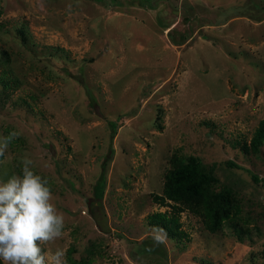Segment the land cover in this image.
<instances>
[{"label": "rangeland", "instance_id": "rangeland-1", "mask_svg": "<svg viewBox=\"0 0 264 264\" xmlns=\"http://www.w3.org/2000/svg\"><path fill=\"white\" fill-rule=\"evenodd\" d=\"M263 118L264 0H0V179L33 160L65 217L40 247L66 264H264ZM187 156L230 220L176 211L183 235L156 245L145 216L174 212L157 197Z\"/></svg>", "mask_w": 264, "mask_h": 264}, {"label": "clouds", "instance_id": "clouds-1", "mask_svg": "<svg viewBox=\"0 0 264 264\" xmlns=\"http://www.w3.org/2000/svg\"><path fill=\"white\" fill-rule=\"evenodd\" d=\"M17 133L0 137V158ZM2 162V161H0ZM33 160L25 155L20 174L0 179V264H66L63 248L42 252L40 245L54 243L64 235L65 217L53 203L48 181L33 170ZM156 245L167 234L153 228Z\"/></svg>", "mask_w": 264, "mask_h": 264}, {"label": "trees", "instance_id": "trees-1", "mask_svg": "<svg viewBox=\"0 0 264 264\" xmlns=\"http://www.w3.org/2000/svg\"><path fill=\"white\" fill-rule=\"evenodd\" d=\"M149 1L142 0L145 4H149ZM170 30L171 28L167 31V37L173 44L178 45L185 40V34H180L177 39H174L169 32ZM2 83L6 86L8 82L3 81ZM108 123L111 129H114L115 124L110 121ZM263 142L264 118L258 121L253 131L252 148L256 150ZM226 166L237 167L231 161L226 162ZM213 172L214 167L212 165L203 164L194 156H187L178 167L166 170L163 175L161 194L157 200L162 205H166V201L171 203L174 212L153 211L145 216L146 223L154 228L162 229L167 237L176 240H179L184 233L176 211L187 210L197 215L204 228L209 232H214L223 223H227L230 218L228 219V208L225 209L224 204L229 202V191L223 188L222 191L215 192L214 187L217 179ZM250 179L254 182L259 180L255 173H250ZM103 189L104 181L100 177L95 185V196L100 198Z\"/></svg>", "mask_w": 264, "mask_h": 264}]
</instances>
